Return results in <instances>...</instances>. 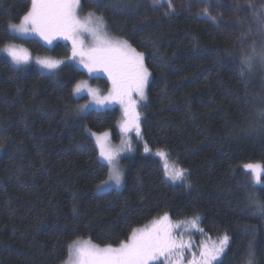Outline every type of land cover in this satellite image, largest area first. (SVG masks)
<instances>
[{
	"label": "trees",
	"instance_id": "obj_1",
	"mask_svg": "<svg viewBox=\"0 0 264 264\" xmlns=\"http://www.w3.org/2000/svg\"><path fill=\"white\" fill-rule=\"evenodd\" d=\"M167 3L175 14L151 0H81L80 8L144 54L151 75L138 106L142 137L187 170L188 185L167 181L159 158L136 144L124 159L125 186L100 192L107 170L88 131L120 140V107L82 113L73 87L88 74L73 62L53 76L0 56V264H64L76 238L118 246L165 212L199 217L209 238L227 234L222 264H247L250 244L253 264H264V218L243 187L253 184L243 165H264V63L238 75L241 53L264 44L252 13L264 0ZM30 8L31 0H0V47L20 40L36 56L68 59V43L47 47L11 33ZM94 83L109 88L104 78ZM255 195L264 200L260 185Z\"/></svg>",
	"mask_w": 264,
	"mask_h": 264
},
{
	"label": "snow or ice",
	"instance_id": "obj_2",
	"mask_svg": "<svg viewBox=\"0 0 264 264\" xmlns=\"http://www.w3.org/2000/svg\"><path fill=\"white\" fill-rule=\"evenodd\" d=\"M210 2V0H209ZM154 9L162 3L167 4L168 14H175L176 9L167 0H151ZM81 0H31V10L22 17L20 23L10 24L11 30L22 35L35 34L45 43L51 45L56 39L69 41L71 44V59L78 61L87 73L92 76L99 73L107 75L111 81V88L106 95H102L97 89L91 88L86 81L74 84L73 95L78 96L87 91L91 97L90 104L81 106L80 111L89 109L90 105L105 107L110 104H119L123 110V120L120 129L124 133L135 131L136 136L141 135V113L138 104L147 100L146 89L151 73L145 66V57L141 52L126 40L113 39L108 35L105 21L102 17L89 13L84 18L78 14ZM239 7V6H237ZM204 15L208 14V8L203 9ZM257 22L256 34L264 40V8L257 11L252 9ZM213 22L214 21V18ZM243 26L242 24L240 25ZM242 39L244 34L242 33ZM86 40L89 42L86 43ZM0 51L11 57L13 64L17 66L27 65L33 57L27 49L8 44ZM264 63V44L257 50L252 46L249 52H242L238 64V75L244 77L250 72L254 61ZM35 63L47 73L55 76L63 60L49 57H36ZM98 145L99 167L107 170V179L97 185L98 190H107L113 185L119 189L124 183L123 171L120 167V155L123 151L131 150V144H123L120 148H114L109 141V132L101 134L92 133ZM149 152L148 147L144 148ZM156 156L167 160V153L160 150ZM246 172L252 174L253 184L244 185L247 192V200L254 211L262 214L264 218V200L255 195L256 186L261 184L264 175V165L260 163H247L243 165ZM164 177L171 183L188 185L189 175L186 169L175 164H164ZM183 226L184 231L196 229L203 234L199 225V217L191 220L173 222L170 215L165 212L157 219H153L150 225L131 230L127 240L120 241L118 246L107 244L99 246L91 239L76 238L67 246V259L64 264H184L185 250L191 253L187 264H218V258L228 246L227 234L220 237L211 245L201 243L194 246L191 240L185 241L182 233L177 230ZM199 248V254L194 251ZM252 245L248 246L247 264H253ZM180 257L179 260L174 259Z\"/></svg>",
	"mask_w": 264,
	"mask_h": 264
},
{
	"label": "rangeland",
	"instance_id": "obj_3",
	"mask_svg": "<svg viewBox=\"0 0 264 264\" xmlns=\"http://www.w3.org/2000/svg\"><path fill=\"white\" fill-rule=\"evenodd\" d=\"M30 10H31V8H30ZM78 14L80 15V17L81 18H84L85 16H83L82 14H81V8L79 9V11H78ZM22 21V20H21ZM11 33H13V35L14 36H16L17 38H19V39H24V40H26V39H38V40H40L41 42H43L44 43V45H46L47 47H53L56 43H58L59 41H62V42H64V43H68L69 44V46H70V52H71V44H70V42L69 41H66V40H63V39H56V40H54L53 41V43L51 44V45H49V44H47V43H45L39 36H37V35H35V34H27V35H22V34H20V33H18V32H15V31H13V30H11ZM109 35V34H108ZM110 36V35H109ZM111 37V36H110ZM112 38V37H111ZM87 43V42H86ZM8 44H15L17 47H22V48H25V49H27L28 50V52L31 54V56L33 57V60H32V62H30L29 64H27V65H35V66H37V67H39L43 72H45V73H47L45 70H43L41 67H40V65H38V64H36L35 63V58L36 57H41V58H43V57H46V55H38V56H36L35 54H33V52L31 51V49L26 45H24L23 43H21L20 42V40L19 41H15V42H11V43H5L4 44V46H2V47H0V49H3V48H5ZM0 56H7L10 60H11V57H9L8 55H7V53H5V52H2V51H0ZM53 59V58H52ZM60 60H62V59H60ZM63 61H65V62H69V63H71V62H73V63H75V64H77L80 68H83V66L82 65H80L79 63H78V61H73L72 59H71V55H70V57L68 58V59H64ZM12 62V61H11ZM27 65H22L21 67H23V66H27ZM14 66H16L15 64H14ZM84 69V68H83ZM84 71L87 73V70L86 69H84ZM151 73V72H150ZM88 74V73H87ZM94 78H104V79H106L107 80V82L109 83V88H107V89H105L104 90V88H103V85H101V84H98V83H94V84H92V79H94ZM150 80V79H149ZM83 81H86L87 82V85L89 86V87H91V88H94V89H97L102 95H106L107 93H108V91L110 90V88H111V81L108 79V77H107V75L106 74H104V73H99V74H95V75H92V76H90L89 74H88V77L87 78H85V79H83ZM148 85H149V82H148ZM147 89H148V87H147ZM147 89H146V95H148V93H147ZM76 98L77 99H79V100H81V103L79 104V107L81 108V106H83V105H85V104H90V100H91V97L88 95V93H87V91H84V92H82L80 95H78V96H76ZM141 102H143V101H141ZM141 102H139V104H138V106L141 104ZM116 106H119L120 107V109H121V118H120V120H119V122H118V124H117V127H119V133H120V140H118V141H115V139L113 138V136H112V133H111V131H107V132H109V141H110V143L112 144V146L114 147V148H120V147H122V145L123 144H126V143H129L130 142V144H131V150H125V151H123L122 153H121V155H120V167H121V169H122V171H123V175H124V183H123V185L119 188V189H117L114 185L111 187V188H109V189H107V190H99L100 192H107V191H110V189H116V190H120V189H122L124 186H125V173H126V166L124 165V159L125 158H127V157H129L130 156V154H132L133 152H134V150H135V147H136V144H141L142 146H143V148H145V147H148L147 146V144H146V142H145V140H144V137H142V130H141V135L138 137V136H136V134H135V131L133 130V131H131V132H128V133H124L121 129H120V123L122 122V120H123V110H122V108H121V106L119 105V104H110V105H107V106H105V107H98V106H94V105H90L89 106V109H87V110H84V111H81L82 113H85V112H88V111H90V110H101V111H103V110H106V109H108V108H113V107H116ZM89 132V134H90V136H91V138L94 140V142H95V136L94 135H92V133H94V132H92V131H88ZM103 133V132H102ZM95 134H101V133H95ZM95 144H96V142H95ZM96 147H97V149H98V145L96 144ZM149 149H150V151L149 152H145L146 154H151L152 155V153L155 155V153L157 152V151H154V150H151V148L150 147H148ZM99 150V149H98ZM165 152V151H164ZM156 156V155H155ZM157 158H159V160L161 161V164H162V168L164 169V164L167 162L168 164H175V163H173L172 161H171V159L168 157V155H167V160H165L164 158H162V157H158V156H156ZM126 164V163H125ZM176 165V164H175ZM177 166V165H176ZM178 167V166H177ZM188 173V172H187ZM250 173V172H249ZM251 174V173H250ZM107 179V178H106ZM177 183H179V182H177ZM262 183V182H261ZM173 184H175V183H173ZM171 217V216H170ZM172 218V217H171ZM157 219V218H156ZM192 218H188L187 220H191ZM172 220H173V222H181V221H187V220H174L173 218H172ZM199 221H200V218H199ZM150 223L151 222H149V223H146V224H144V226L145 225H150ZM199 225H200V222H199ZM144 226H142V227H144ZM200 227H201V225H200ZM202 228V227H201ZM177 232L178 233H182V236L180 237V238H182L183 240H185V241H189V240H191V242L193 243V245L194 246H196V245H200L201 243H206V244H209V245H211L213 242H215V241H217L218 239H214V238H209V237H207L206 235H205V233L203 232V234H200L196 229H189L188 231H184L183 230V226L181 227V229H178L177 230ZM93 242V241H92ZM94 243V242H93ZM230 243H228V245H229ZM101 247H103L102 245H101ZM115 247V246H114ZM228 247V246H227ZM227 247L225 248V250L227 249ZM194 251H196V253H197V255L199 254V248H196V247H194ZM223 255V254H222ZM222 255L218 258V260L222 257ZM191 258V253L189 252V251H187V250H185V252H184V256H183V261H184V264H187V261L189 260ZM174 259H176V260H179L180 259V257H175ZM216 263V261H214L213 262V264H215Z\"/></svg>",
	"mask_w": 264,
	"mask_h": 264
},
{
	"label": "bare ground",
	"instance_id": "obj_4",
	"mask_svg": "<svg viewBox=\"0 0 264 264\" xmlns=\"http://www.w3.org/2000/svg\"><path fill=\"white\" fill-rule=\"evenodd\" d=\"M189 183V182H188Z\"/></svg>",
	"mask_w": 264,
	"mask_h": 264
}]
</instances>
